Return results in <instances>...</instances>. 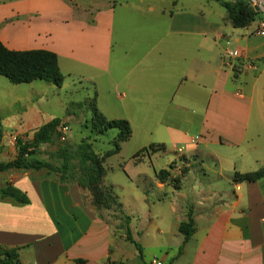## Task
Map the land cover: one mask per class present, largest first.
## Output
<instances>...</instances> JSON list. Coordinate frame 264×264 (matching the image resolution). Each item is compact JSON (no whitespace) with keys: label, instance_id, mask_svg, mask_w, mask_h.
<instances>
[{"label":"crops","instance_id":"crops-1","mask_svg":"<svg viewBox=\"0 0 264 264\" xmlns=\"http://www.w3.org/2000/svg\"><path fill=\"white\" fill-rule=\"evenodd\" d=\"M187 1L0 0L8 50L54 53L65 80L93 87L102 116L126 120L130 140L139 135L133 152L163 144L171 164L194 165L170 171L176 187L155 179L154 196L141 189L135 213L121 203L140 252L87 190L42 169L0 172V188L28 199L0 198V247L18 249L19 264H264V178L232 181L264 166V35L254 33L264 0L257 25L243 29L227 13L215 17L212 1ZM40 82L0 77V163L16 158V138L54 119L45 108L54 85ZM23 87L31 95H17ZM188 213L194 233L184 242L178 228Z\"/></svg>","mask_w":264,"mask_h":264},{"label":"trees","instance_id":"trees-1","mask_svg":"<svg viewBox=\"0 0 264 264\" xmlns=\"http://www.w3.org/2000/svg\"><path fill=\"white\" fill-rule=\"evenodd\" d=\"M210 1L218 3L226 10L227 18L235 29L248 27L254 22L258 15V12H256L254 7L247 1ZM0 77L6 78L14 85L41 81L60 88L64 82V76L59 70L57 56L54 53L46 50L11 51L1 42ZM89 110L91 113L89 120V137L83 138L76 146L59 144L57 150L51 154V158L53 157L62 161L60 167H54L53 164L49 162H44L32 157L41 145L52 144L54 142L56 130L61 125V120L54 118L50 122L40 126L32 134L30 140L23 141L21 138H16V158L7 163H0V172L12 169L37 171L45 169L48 173H56L58 175L57 180L60 183H74L80 189L87 190L91 197V204L98 212L112 209L115 213L122 216L125 239L132 243L140 252L139 244L131 237L129 218L125 216L121 202L114 193L112 185L105 183L106 169L104 163L108 158L119 154L121 144L130 140L132 135L131 127L126 120H107L102 116L95 106V97L91 99ZM109 131H116V137L113 139L112 148L102 155L96 154L93 150L92 142L88 140L93 137V142H96L99 137ZM164 151L165 146L163 144H151L140 149L132 158L136 159L142 154L149 156ZM172 169L173 164H170L168 169L155 171L156 180L161 183L166 182L171 177L170 171ZM262 178H264V166L250 173H235L232 181L234 183H253ZM0 198L11 199L15 203L21 205L28 203L26 195L10 185L0 188ZM100 217L103 216L100 214ZM178 231L183 236L184 242L188 241L193 235L194 222L191 213H188L186 222L179 225ZM18 257V249L0 247V264H19ZM75 264H85V262L77 260Z\"/></svg>","mask_w":264,"mask_h":264},{"label":"rangeland","instance_id":"rangeland-1","mask_svg":"<svg viewBox=\"0 0 264 264\" xmlns=\"http://www.w3.org/2000/svg\"><path fill=\"white\" fill-rule=\"evenodd\" d=\"M178 2L181 3V0H178ZM187 2L189 1L183 0V3L187 4ZM211 4L213 5V8H215V17L220 14L226 15V10L218 3L212 1ZM259 19L260 16L258 15L254 22L248 27H255ZM1 78L5 84L9 83L6 78ZM259 83L261 86L264 85V73L263 77L259 80ZM40 84L50 86L45 82H40ZM244 87L247 88L245 85ZM23 88H25V90H21L16 94L19 96L31 95V91H28L26 87ZM52 88L54 89H46L45 91V95L51 100V104L47 105L45 108L51 117L61 120V125L56 130L54 142L52 144L41 145L32 157L44 162H49L53 164L54 167L58 168L61 166L62 161L60 159L50 157L51 154L57 150L58 145L67 144L76 146L83 138H87L90 135L89 120L91 113L89 108L91 99L93 98L94 89L89 84L84 82L77 83L76 81H72L70 78L66 80L64 78L63 87L58 88L53 86ZM256 111V106L254 105L253 112L256 113ZM250 123L251 125H256L257 119L254 115L251 117ZM261 126H264V121ZM62 127L66 128L64 132L61 130ZM61 137H65V141H60ZM115 137L116 131H109L99 137L96 142H93V137L88 141L92 142L94 152L96 154L102 155L112 148V142ZM21 139L23 141H28L31 138H28L26 135L22 136ZM138 142L139 135L136 134L133 139L129 140L125 144H121V151L119 154L108 158L104 163V167L106 169L105 183L107 184V182H109L110 185H112L114 193L117 195L121 203H123L126 207H128V205L131 206L130 211L132 213H135L133 206L136 205V196L141 189L144 190L147 195H149L148 193L152 194L153 196L156 194L154 189V180L156 179L154 177V172L168 169L169 164H171L169 162L171 159L170 157L173 156V154H162L163 152H161L155 157L142 154L139 155L138 158L133 159L132 156L135 153L133 152L134 147L138 145ZM184 158L185 157H180L179 165L174 164L172 169L175 170L178 166L180 175H182V173L184 175L188 170H192L194 168V165L191 162L192 159ZM212 165L213 163L208 160L204 166V169L208 171V167ZM42 170L48 175L58 178L56 173H48L45 169ZM196 171H198V164H196ZM174 180L176 179L170 177V179L164 183H167L173 187L178 186L180 181ZM158 206L161 207V205ZM99 212L104 217V219L108 220L110 224H112L118 231H125L121 215L115 213L112 209L101 210Z\"/></svg>","mask_w":264,"mask_h":264},{"label":"built area","instance_id":"built-area-1","mask_svg":"<svg viewBox=\"0 0 264 264\" xmlns=\"http://www.w3.org/2000/svg\"><path fill=\"white\" fill-rule=\"evenodd\" d=\"M243 1H247L252 7H257L259 6V0H243ZM256 35H264V21H262L260 23V25L258 26V28L255 30L254 32ZM66 128L62 127L61 130L62 132L65 131ZM60 141H65V137H61ZM152 264H156V261H153Z\"/></svg>","mask_w":264,"mask_h":264},{"label":"water","instance_id":"water-1","mask_svg":"<svg viewBox=\"0 0 264 264\" xmlns=\"http://www.w3.org/2000/svg\"><path fill=\"white\" fill-rule=\"evenodd\" d=\"M254 10L257 12L258 11V8L257 7H254ZM0 262H1V260H0Z\"/></svg>","mask_w":264,"mask_h":264}]
</instances>
